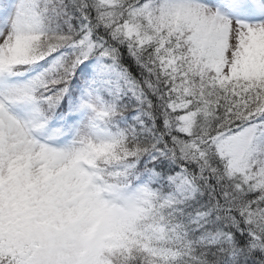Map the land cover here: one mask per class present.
Listing matches in <instances>:
<instances>
[{"label":"snow or ice","instance_id":"1","mask_svg":"<svg viewBox=\"0 0 264 264\" xmlns=\"http://www.w3.org/2000/svg\"><path fill=\"white\" fill-rule=\"evenodd\" d=\"M0 264H264V0H0Z\"/></svg>","mask_w":264,"mask_h":264}]
</instances>
